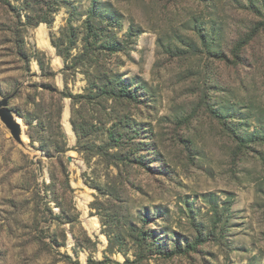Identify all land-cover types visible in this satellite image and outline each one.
<instances>
[{
    "label": "rangeland",
    "instance_id": "374dc122",
    "mask_svg": "<svg viewBox=\"0 0 264 264\" xmlns=\"http://www.w3.org/2000/svg\"><path fill=\"white\" fill-rule=\"evenodd\" d=\"M3 101L0 264H264V0H0Z\"/></svg>",
    "mask_w": 264,
    "mask_h": 264
},
{
    "label": "water",
    "instance_id": "95a60500",
    "mask_svg": "<svg viewBox=\"0 0 264 264\" xmlns=\"http://www.w3.org/2000/svg\"><path fill=\"white\" fill-rule=\"evenodd\" d=\"M7 105V101L0 103V117L2 122L12 129V134L17 137L20 125L13 120L11 112L7 109Z\"/></svg>",
    "mask_w": 264,
    "mask_h": 264
},
{
    "label": "trees",
    "instance_id": "16d2710c",
    "mask_svg": "<svg viewBox=\"0 0 264 264\" xmlns=\"http://www.w3.org/2000/svg\"><path fill=\"white\" fill-rule=\"evenodd\" d=\"M121 94L124 96L125 95V97H127V98H131V96H130V93H129V91H124V90H122L121 91ZM181 250V249H180ZM177 253H179L178 251H174V252H171V253H162V255L163 256H165L166 258H172V257H174Z\"/></svg>",
    "mask_w": 264,
    "mask_h": 264
}]
</instances>
